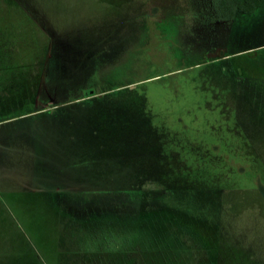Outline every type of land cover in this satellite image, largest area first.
Returning <instances> with one entry per match:
<instances>
[{"label": "rangeland", "instance_id": "1", "mask_svg": "<svg viewBox=\"0 0 264 264\" xmlns=\"http://www.w3.org/2000/svg\"><path fill=\"white\" fill-rule=\"evenodd\" d=\"M191 19L0 0V264H264V0Z\"/></svg>", "mask_w": 264, "mask_h": 264}, {"label": "trees", "instance_id": "2", "mask_svg": "<svg viewBox=\"0 0 264 264\" xmlns=\"http://www.w3.org/2000/svg\"><path fill=\"white\" fill-rule=\"evenodd\" d=\"M261 0H188V4L190 6V11H191V20L193 21H198L199 23H203L204 25L208 27H212L216 23L220 22H229L236 13H244V14H250L253 13L256 8L260 5ZM96 94V93H93ZM90 94H87V96ZM160 146H157L154 148V151L150 153H145L148 155L149 154H155L156 156H164L163 150L161 148V140L159 143ZM140 154L136 151L135 159H141L142 153L144 152L142 147L139 148ZM170 156L173 157L172 154H174L172 151H169ZM121 156V155H120ZM166 156V154H165ZM132 157H130L132 159ZM178 159V158H176ZM120 161V157L119 160ZM148 176H143L142 180H137L140 182H147ZM146 180V181H145ZM133 182V181H132ZM130 183V182H128Z\"/></svg>", "mask_w": 264, "mask_h": 264}]
</instances>
